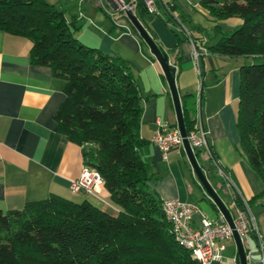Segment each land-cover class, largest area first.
<instances>
[{
    "label": "trees",
    "instance_id": "16d2710c",
    "mask_svg": "<svg viewBox=\"0 0 264 264\" xmlns=\"http://www.w3.org/2000/svg\"><path fill=\"white\" fill-rule=\"evenodd\" d=\"M198 3L217 22L213 31L220 36L213 43L193 34L201 29L186 14L174 15L176 3L161 8L160 17L178 42L181 34L189 35L212 53L257 58L239 68L236 148L264 185V0ZM134 11L139 20L148 12L140 0ZM230 16L240 18L239 26L222 31L218 21ZM77 28L73 18L46 0H0V29L30 39L31 62L65 80L64 98L54 113L56 130L80 146L83 163L99 172L102 189L118 209L112 214L89 200L51 195L22 209L0 210V264H201L171 234L138 155L144 143L143 105L131 66L80 42ZM130 28L138 35L131 23ZM182 113L188 132L194 118L183 105ZM194 152L199 158L200 149ZM263 196L264 187L258 194Z\"/></svg>",
    "mask_w": 264,
    "mask_h": 264
},
{
    "label": "crops",
    "instance_id": "0c3cea01",
    "mask_svg": "<svg viewBox=\"0 0 264 264\" xmlns=\"http://www.w3.org/2000/svg\"><path fill=\"white\" fill-rule=\"evenodd\" d=\"M46 1L74 19L78 25L75 36L80 42L129 63L142 95L140 135L144 143L137 151L146 173L152 177L150 186L160 199L176 197L191 202L185 186V154L173 149L167 159H163L160 149L151 141L157 124L173 126L176 115L161 67L130 28L129 20L108 0ZM156 2L160 8L176 3L174 15L186 14L191 24L201 29L193 30V34L207 44L219 38L220 34L213 31L217 22L208 16L198 0ZM140 21L151 30L156 43L167 53L169 63L175 66L181 107L188 110L191 118L196 115L202 96L200 111L208 130V148L200 149L197 161L217 192L227 196L225 203L231 211L234 197L247 203L248 213L260 235L251 232L249 236L251 258L248 264L257 263L264 250V196L258 197L264 185L236 148L239 141L236 128L239 68L257 58L219 55L207 49L195 59L194 41L189 35L181 34L182 40L178 42L170 26L150 12H144ZM218 22L222 31H231L241 20L230 16ZM185 28L190 33V25L186 24ZM31 47L32 42L27 37L0 29V210L22 209L27 203L51 195L75 202L89 200L102 208L103 204L117 210L102 187L100 198L103 201L83 191H71L70 181L80 174L83 160L80 146L56 130L54 113L64 98L65 80L53 75L49 67L32 63ZM191 103L196 105L195 114L188 108ZM215 163L229 173L234 184L229 189L216 174ZM210 172L218 179L211 181ZM191 179L197 183L194 177ZM213 209L219 217L218 209ZM199 220L200 213L196 212L192 226H197ZM229 242L235 245L233 239L228 240L221 257L211 264H237L236 246L232 249Z\"/></svg>",
    "mask_w": 264,
    "mask_h": 264
},
{
    "label": "built area",
    "instance_id": "2783aa9c",
    "mask_svg": "<svg viewBox=\"0 0 264 264\" xmlns=\"http://www.w3.org/2000/svg\"><path fill=\"white\" fill-rule=\"evenodd\" d=\"M115 1L118 9L124 15L126 10H131L135 13V6L139 0ZM140 1H142L148 12L161 16V8L156 0ZM205 50L204 47L200 49L194 43L195 59L198 58L200 52ZM200 107L201 105L199 104L197 113L194 116L193 127L188 132L186 131V138L193 152L198 149L208 148V130L203 124ZM182 139L183 137L178 127L176 125L170 126L166 123H158L151 137V141L160 149L163 159H167L168 153L173 149L184 151ZM214 166L222 183L228 189L233 186L229 173L216 163ZM69 187L72 192L83 191L103 201L100 198L102 178L98 171L84 163L80 174L70 181ZM230 205L233 207L231 214L234 228L242 241L248 262L251 258L249 236L251 232L258 234L257 227L253 217L248 213L245 201L238 202L233 198ZM161 210L170 222V232L176 242L187 249L191 256L201 264H211L212 260L220 258L221 252L225 248V243L233 239L232 228L221 213L219 217L211 219L200 212L194 203L182 201L176 197L161 199ZM196 212L200 213V220L197 226H192L193 216ZM257 263L264 264V250H262L260 257L257 259Z\"/></svg>",
    "mask_w": 264,
    "mask_h": 264
},
{
    "label": "water",
    "instance_id": "95a60500",
    "mask_svg": "<svg viewBox=\"0 0 264 264\" xmlns=\"http://www.w3.org/2000/svg\"><path fill=\"white\" fill-rule=\"evenodd\" d=\"M108 2L114 8H117V3L115 0H108ZM124 15L129 20L131 25L135 28L138 35L146 43L150 53L154 56V58L157 60V62L159 63L161 67L162 73L166 79V82H167V85L170 91L171 99L173 102V107H174L175 115H176V126L178 127L180 134L183 137L182 141H183L184 152L191 165L194 176L198 180L199 184L204 189V191L208 194V196L210 197V200L215 204L218 211L223 215L225 220L228 222L229 226L232 228L233 240L235 242L236 253H237L236 263L237 264H248L242 241L239 237L238 232L234 228V223H233L230 207L222 200L220 194L209 182L204 169L201 167V165L197 161L195 153L193 152L186 138V128L184 125L182 107L180 103L178 90L175 84V66L169 63L167 53L160 50L155 40L148 33V31L146 30L144 25L141 23V21L138 19L136 14L133 13L131 10H126Z\"/></svg>",
    "mask_w": 264,
    "mask_h": 264
},
{
    "label": "rangeland",
    "instance_id": "374dc122",
    "mask_svg": "<svg viewBox=\"0 0 264 264\" xmlns=\"http://www.w3.org/2000/svg\"><path fill=\"white\" fill-rule=\"evenodd\" d=\"M188 108H191V112L195 114L196 105H194V103L188 104ZM183 161H185V163L187 164L185 165L186 172H187L185 186H186V193L189 195L188 200L194 203L198 207L199 211L207 214L211 219H215L217 217V212L213 209L212 205L210 204L208 200L210 199V197L201 187L197 179L196 180L198 184L192 181L191 179V177H195V176L191 168V165L187 159L186 154L183 155ZM208 177L210 178L211 181L218 179V176H216L214 172H210V174H208ZM220 196L222 200L227 203V196L223 193H220ZM102 206L104 210L112 214L117 212V210L113 209L110 206H105L103 204ZM229 245L231 246L232 249H235V245L232 242H229ZM252 264H258V263L253 262Z\"/></svg>",
    "mask_w": 264,
    "mask_h": 264
}]
</instances>
